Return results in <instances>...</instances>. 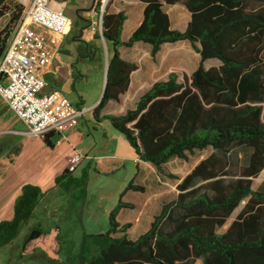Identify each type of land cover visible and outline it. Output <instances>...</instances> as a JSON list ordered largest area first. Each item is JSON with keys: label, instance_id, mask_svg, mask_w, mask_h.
<instances>
[{"label": "trees", "instance_id": "trees-1", "mask_svg": "<svg viewBox=\"0 0 264 264\" xmlns=\"http://www.w3.org/2000/svg\"><path fill=\"white\" fill-rule=\"evenodd\" d=\"M145 4L143 20L127 41L121 38L124 11L106 10L103 39L111 50L102 98L92 109L97 120L107 119L135 150L138 160L158 173L172 159L188 161L198 151L211 153L181 179L175 199L164 203L149 229L129 238L131 223L120 224L116 214L134 205L122 200L112 211L109 228L84 233L82 264H264V185L252 189L253 179L264 169V0H138ZM182 3L190 13L184 31L173 30L164 4ZM25 6L18 0H0V61L23 19ZM188 41L200 55L197 68L185 81L172 72L155 82L134 108L119 115H104L109 102H118L137 69L122 58L120 48L137 42L151 47L155 57L164 44ZM210 59L221 62L207 69ZM81 104V103H80ZM80 104L78 108L81 109ZM54 132L40 136L54 148ZM243 152V156L242 153ZM89 169L81 178L66 169L55 178L56 186L83 200ZM144 187L128 184L127 191ZM46 192L26 183L14 202L11 220L0 221V250L12 243L23 225L34 216ZM242 205V206H241ZM242 207L226 230L232 213ZM44 235L36 224L24 245ZM96 248L91 253L90 245Z\"/></svg>", "mask_w": 264, "mask_h": 264}, {"label": "rangeland", "instance_id": "rangeland-1", "mask_svg": "<svg viewBox=\"0 0 264 264\" xmlns=\"http://www.w3.org/2000/svg\"><path fill=\"white\" fill-rule=\"evenodd\" d=\"M132 1L107 0L105 4L99 2L95 12H85L83 16L89 18L91 22L87 28L88 33L95 35L102 31V15L106 10L111 12L120 9L129 10ZM52 7L55 8L53 2ZM171 7L165 5L166 10L173 15ZM64 13L73 22L66 38V46L70 54L66 55L62 51L58 52V57L62 61L67 60V64L70 65L71 81L61 83L58 88L75 106L78 107L81 101L80 107L88 111L80 119L77 129L57 137L55 147L52 149L40 136L7 132L17 127V123L22 122H17L16 116L9 112L0 97V193L13 191L17 183L23 181L27 183L39 181L44 187L43 191L46 192L34 216L22 226L17 238L0 250V264H82L84 233H101L107 230L110 215L123 194L122 200L130 201L134 209L121 208L116 214V221L120 224L125 221L133 223L129 229V238L137 239L150 227L149 220L145 217H151L164 203L175 199L178 193L177 185L181 179L212 151L211 149L198 151L191 155L188 161L178 158L169 161L164 166L165 172L174 174L180 179H172L158 173L151 164L144 166L141 163L140 169L143 173L138 175L135 183L142 185L144 191L125 192L139 170L138 156L109 120L103 118L97 120L92 111L103 95L106 60H109L111 50L102 38L97 39L92 36L89 45L98 49L97 54L94 57L78 54L73 44L78 42L82 24L79 22L74 24L71 14ZM128 13L131 15L133 10L130 9ZM7 21L8 17L0 20V29ZM87 31L83 32L85 37ZM121 50L124 58L133 59L141 65L140 73L146 79V87L168 77L172 72L178 74L179 81H185L200 62V55L188 41L165 44L155 57L151 55V47L147 44H140L136 48L122 47ZM220 64L217 59H210L204 63L207 69L219 67ZM138 98L122 96L118 102H112L110 107L114 113H119L134 108ZM72 148L84 156L82 163L73 173L74 176L81 178L83 171L89 169L87 194L83 200L76 198L77 190L76 194L73 192L69 194L56 186L54 180L56 174L67 168L63 156ZM241 153L243 156V152ZM263 185L264 169L253 179L252 189L261 190ZM153 194L157 196L148 201L147 198ZM144 202H148L144 210L145 217L140 223H136L135 218L141 215ZM13 206L0 209V221L13 218ZM240 207L233 212L228 222L218 229L219 234L226 230ZM38 223L41 224L44 235L24 245L31 229ZM90 249V254L95 253L96 248L93 244L90 245ZM201 263L198 260L195 264Z\"/></svg>", "mask_w": 264, "mask_h": 264}, {"label": "built area", "instance_id": "built-area-1", "mask_svg": "<svg viewBox=\"0 0 264 264\" xmlns=\"http://www.w3.org/2000/svg\"><path fill=\"white\" fill-rule=\"evenodd\" d=\"M18 1L25 10L0 61V97L26 125V135L54 132L60 137L76 127L88 110L75 106L59 89L46 92L47 82L40 71L51 64L58 37L66 36L73 22L52 7L53 0ZM106 1L102 0L103 4ZM83 158L81 152L74 151L68 159V172L74 173Z\"/></svg>", "mask_w": 264, "mask_h": 264}, {"label": "crops", "instance_id": "crops-1", "mask_svg": "<svg viewBox=\"0 0 264 264\" xmlns=\"http://www.w3.org/2000/svg\"><path fill=\"white\" fill-rule=\"evenodd\" d=\"M133 3H131V7L130 9L133 10V13L130 15L128 13V11L130 10H117V11H114L115 13L117 12H120V11H124L125 14H126V20L124 22V25H123V30H122V34H121V38L123 41H127L129 39V37L132 35V33L140 26V24L142 23V20H143V12H144V8H145V4H143L142 2L138 1V0H133L132 1ZM165 5L164 4V9L165 11L169 14L170 16V21H171V28L173 30H175L174 28H180L181 30L180 31H184L187 27V24L190 20V13L189 11L187 10V8L182 4V3H177V4H174V5H171L172 9H173V15H172V12H170L169 10H166L165 8ZM55 9H57L55 7ZM43 31H45L43 29ZM87 31V29H86ZM179 31V30H178ZM47 32L48 34L52 35L50 32L48 31H45ZM92 36L94 37V33L93 35L89 34L88 31H87V35L86 37L83 35V40L85 41V43H90V39L92 38ZM66 38H67V35L66 36H61V37H58V40H59V46L53 51L52 53V62L49 66H47L46 68L42 69L40 71V74L44 77V79L46 80L47 82V87L45 88V91H50L52 89H59L58 86L61 84V83H65V82H70L71 81V75L69 74V70H70V65L67 64V60H61L59 57H58V52H64L66 55H69L70 54V50L67 48L66 46ZM140 44H144L142 42H137L135 43L132 47L130 48H136V47H139ZM74 47H75V50L77 51V53H82L85 55V57H88L90 55V51L87 52V51H81V49L83 48L81 44H79V42H74ZM165 45V44H164ZM120 53H121V56L123 59H125L126 61H129V62H133L137 65V69L131 74V80H130V86H129V89L128 91L123 94L122 96H129V97H140L145 91H147L154 83H152L151 86L149 87H146V79L144 77V75H142L140 73V70H141V65L133 60V59H128V58H124L123 57V54H122V50L120 48ZM72 72V71H71ZM73 74V72H72ZM168 77L160 80V81H163V80H166ZM157 82V81H156ZM122 96L120 97V100L122 98ZM112 102H115V101H111L108 103V105L106 106V108L102 111L101 113V117L104 116V115H114V114H122L124 113L125 111H122V112H119V113H114L112 110V108L110 107V105L112 104ZM81 103V101H80ZM95 107V106H94ZM93 107V108H94ZM84 109V108H82ZM86 110V109H85ZM9 112H11L9 110ZM17 118V117H16ZM20 121L18 118H17V122ZM23 123V122H22ZM17 123L18 125H16L17 127L21 126L22 128L21 129H18L17 127H14L13 129H10L9 133H15L16 135L18 134H25L26 135V132H27V127L26 125L23 123ZM20 124V125H19ZM23 125V126H22ZM80 125V121H79V124L76 126V127H72V128H69L67 131H70L72 129H77ZM66 131V132H67ZM65 132V133H66ZM64 133V134H65ZM64 134L62 136H64ZM74 151H77L75 150L74 148L72 149H68L65 153H64V156H63V160L64 162L68 165V159L69 157L74 153ZM138 159V158H137ZM143 163L144 166H147V162H143V161H140L138 160V167H139V170L134 178V181L136 180V178L138 177V175H140L141 173H143V170L140 169V164ZM198 164V163H197ZM195 167V166H194ZM193 167V168H194ZM192 168V169H193ZM67 169V168H66ZM65 169V170H66ZM65 170H63L62 172H59L58 174H56V176L54 177V180L57 176H59L60 174H62ZM72 176H74V174L72 173ZM27 182H18L17 183V187L11 191V192H7L5 194H2L0 193V209L2 208H5V209H8L10 207H12L14 205V202H15V199L19 196V194L21 193V187L26 184ZM32 184H35V185H38L42 188L43 190V186H41V182L37 181L35 183H32ZM137 184V183H136ZM139 185V184H138ZM142 186V185H141ZM132 191V190H130ZM179 193V191H178ZM177 193V195H178ZM157 195L156 194H153V196H150L148 199L149 200H152V198H155ZM125 202H129L131 203L130 201H125ZM144 206H142V213L141 215H138L135 220H136V223H140V221L143 219V217H145V212L144 210L147 208V204L148 202H144ZM162 206L160 207V209L158 211H155L151 217H148L146 216L145 218L147 220H149V223L151 225V222L153 221V218L156 214H158L161 210ZM242 207H240V210H241ZM134 209V208H133ZM239 210V212H240ZM238 212V213H239ZM238 213L236 214V216L238 215ZM233 214V213H232ZM236 216L234 217V219L236 218ZM231 217V216H230ZM233 219V220H234ZM232 220V221H233ZM231 221V222H232ZM228 222V220H227ZM226 222V223H227ZM230 222V223H231ZM124 223H131L130 221H125L121 224H124ZM229 223V225H230ZM131 225L133 226V223H131ZM228 225V226H229ZM131 226V227H132ZM149 229V228H148ZM147 229V230H148ZM146 230V231H147ZM145 231V232H146ZM97 233V232H96ZM144 233V232H143ZM95 234V233H93ZM142 234V233H141ZM140 234V235H141Z\"/></svg>", "mask_w": 264, "mask_h": 264}, {"label": "flooded vegetation", "instance_id": "flooded-vegetation-1", "mask_svg": "<svg viewBox=\"0 0 264 264\" xmlns=\"http://www.w3.org/2000/svg\"><path fill=\"white\" fill-rule=\"evenodd\" d=\"M52 2L54 3V6L57 9H60L63 12L70 13L71 16L74 18V24L77 22L82 24L80 33L78 34V42L83 47L81 51H90L91 53L89 56L94 57L97 54L98 49L94 46L89 45V43H85V41L83 40V32L88 28L91 23L90 19L83 16V14L85 12H95L99 2H102V0H53Z\"/></svg>", "mask_w": 264, "mask_h": 264}, {"label": "water", "instance_id": "water-1", "mask_svg": "<svg viewBox=\"0 0 264 264\" xmlns=\"http://www.w3.org/2000/svg\"><path fill=\"white\" fill-rule=\"evenodd\" d=\"M107 71H108V59L106 60V71H105V81H104V85H105L106 79H107Z\"/></svg>", "mask_w": 264, "mask_h": 264}]
</instances>
